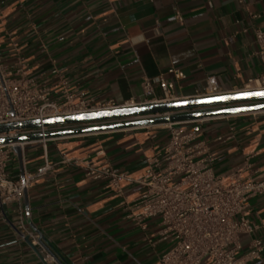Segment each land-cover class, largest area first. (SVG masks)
<instances>
[{"label": "crops", "instance_id": "crops-1", "mask_svg": "<svg viewBox=\"0 0 264 264\" xmlns=\"http://www.w3.org/2000/svg\"><path fill=\"white\" fill-rule=\"evenodd\" d=\"M255 30L264 31V0H0L1 62L23 60L27 75L57 102L71 94L92 103L155 104L158 86L145 91L142 83L157 77L173 84L180 101L201 93L209 77L236 94L264 70ZM170 69L183 78L175 80ZM167 138L162 124L21 144V158L13 152L7 163L10 178L34 174L44 164V147L52 169L23 192L30 235L15 227L12 206H0V264H57L40 238L65 264H158L166 246L151 249L127 217L124 200L138 187L124 188L122 198L107 181L87 179L85 167L139 176ZM196 142L206 144L216 174L229 175L248 157L264 177V112L203 119ZM250 208L258 228L240 237L243 249L255 238L264 244V199H253ZM146 224L148 235L155 232L152 221ZM252 264H264V250Z\"/></svg>", "mask_w": 264, "mask_h": 264}, {"label": "built area", "instance_id": "built-area-1", "mask_svg": "<svg viewBox=\"0 0 264 264\" xmlns=\"http://www.w3.org/2000/svg\"><path fill=\"white\" fill-rule=\"evenodd\" d=\"M177 20L180 21L179 16ZM254 39L264 66V31L255 30ZM26 72L23 60L19 59L14 66H6L0 60V125L140 106L117 105L113 101L92 103L71 94L64 95L63 102H57L49 99L47 89ZM168 73L175 80L183 78L178 70L170 69ZM51 74L66 86L65 79L56 70ZM154 84L161 93L155 104L180 101L173 95V84L162 77L143 81L142 86L145 91H151ZM253 91H264V70L259 77L247 80L237 93ZM223 95L227 92L214 77H209L203 91L193 99ZM202 123L203 119L165 124L167 141L157 155L146 158V167L139 176L116 173L107 165L95 167L88 163L85 177L107 181L109 188L122 198L124 188L138 187L135 197L124 200L125 209L129 211L127 217L137 225L143 241L151 249L156 251L166 246L157 253L158 264H252L261 259L264 244L255 238L243 249L240 237L258 228L250 217V202L264 199V177L252 170L248 157L243 167L229 175L216 174L212 168L214 159L206 144L196 142ZM31 132L34 131L12 132L0 138ZM12 154V145H0V206H12L16 214L15 227L30 235L21 209L23 192L52 167L44 147V164L34 174L13 180L6 173ZM150 221L154 223L155 232L148 235L146 223ZM259 223L264 228L261 220Z\"/></svg>", "mask_w": 264, "mask_h": 264}, {"label": "water", "instance_id": "water-1", "mask_svg": "<svg viewBox=\"0 0 264 264\" xmlns=\"http://www.w3.org/2000/svg\"><path fill=\"white\" fill-rule=\"evenodd\" d=\"M264 91L227 94L212 98L189 99L165 104H149L91 112L70 116L46 118L42 121L8 123L0 125V135L19 131H34L14 137L0 138V145L10 144L18 159L21 158V144L52 137H63L99 132L118 131L153 125H165L185 121L202 120L221 116L264 112ZM72 128L71 126H83ZM91 124V125H90ZM67 127L60 131L52 128ZM71 127V128H70ZM43 128V133L39 130ZM39 243L57 264H65L62 258L45 242Z\"/></svg>", "mask_w": 264, "mask_h": 264}, {"label": "snow or ice", "instance_id": "snow-or-ice-1", "mask_svg": "<svg viewBox=\"0 0 264 264\" xmlns=\"http://www.w3.org/2000/svg\"><path fill=\"white\" fill-rule=\"evenodd\" d=\"M259 95H264V93H260Z\"/></svg>", "mask_w": 264, "mask_h": 264}]
</instances>
